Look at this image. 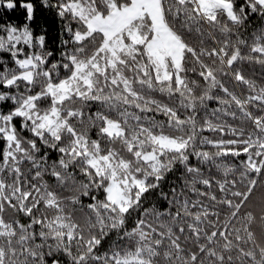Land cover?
I'll list each match as a JSON object with an SVG mask.
<instances>
[{
	"label": "snow or ice",
	"instance_id": "6c2138e0",
	"mask_svg": "<svg viewBox=\"0 0 264 264\" xmlns=\"http://www.w3.org/2000/svg\"><path fill=\"white\" fill-rule=\"evenodd\" d=\"M0 264H264V0H0Z\"/></svg>",
	"mask_w": 264,
	"mask_h": 264
}]
</instances>
